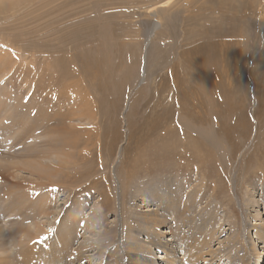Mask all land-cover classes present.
Returning a JSON list of instances; mask_svg holds the SVG:
<instances>
[{
  "label": "rangeland",
  "instance_id": "obj_1",
  "mask_svg": "<svg viewBox=\"0 0 264 264\" xmlns=\"http://www.w3.org/2000/svg\"><path fill=\"white\" fill-rule=\"evenodd\" d=\"M53 11L71 12L65 15L72 26L69 36L61 31L48 39L47 23L58 19ZM71 49L72 77L58 84L56 71L51 72L53 83L46 88L54 97L37 88L35 69L48 62L55 67ZM209 52L226 57L213 79L215 105L222 100L220 82L226 87L228 105L220 114L234 112L231 122L236 123L246 111L250 123L232 173L222 177L217 169L212 175L198 163V172L187 173L188 166L160 170L149 161L145 165L154 178L127 182L126 169L141 156L149 128L142 108L145 86L174 58L190 64ZM98 54L100 66L89 72L83 59L93 61ZM126 70L132 81L117 92ZM72 86L83 96L76 102L61 95ZM0 102V264H21L27 250L46 262L53 255L60 259L57 264H170L140 225L155 208L163 216L157 213L166 232L162 240L178 251L175 264H191L186 244L182 252L179 247L186 238L197 240L203 251L195 264H255L257 251L264 254V240L252 229L264 228V171L246 181L239 170L252 155L264 164V0H0ZM76 108L92 118L67 121L81 138L56 159L42 156L47 140L31 139L35 131L29 129L24 139L16 133L20 111L33 125L42 121L35 110L48 114L52 109L51 123L58 126L61 114ZM219 116L216 131L231 142L226 149L231 153L239 132L232 137L224 132ZM158 155L163 154L150 159ZM144 160L136 158L139 164ZM37 167L45 170L42 175ZM28 194L32 199L21 208L11 207L18 195ZM131 239L137 250L127 254ZM251 244H257L254 250Z\"/></svg>",
  "mask_w": 264,
  "mask_h": 264
},
{
  "label": "bare ground",
  "instance_id": "obj_2",
  "mask_svg": "<svg viewBox=\"0 0 264 264\" xmlns=\"http://www.w3.org/2000/svg\"><path fill=\"white\" fill-rule=\"evenodd\" d=\"M61 6L62 5H60L59 7ZM69 13L71 12L66 11L65 14H60V13L58 14L55 11H53L51 13V14H58V19H56V17L53 16L52 21L50 23H47V24H50V27L48 28L49 29L48 31L50 32L48 35V39H52L58 36L61 31L64 33L65 37L69 36L68 34L69 28L72 26L67 21V17L65 16V15H68ZM60 23H63V26L61 30H58L59 29L58 25ZM77 34L79 35V33ZM72 38H74V36ZM78 39H81V37ZM53 48L54 50H57L58 46L53 45ZM62 48L63 46H59V49H62ZM74 49L77 50L76 48ZM48 51H50V53L56 57V53L52 49L49 48ZM72 51H73L72 49L70 51H66L65 55L62 56L63 60L58 61L55 67L51 63L48 62L46 63L44 69L42 67L35 69V73L37 76L36 81L34 80V82H36L35 86H37V88H41L42 86L46 88L47 87L46 85H52L53 81H52L51 72H55V71H56V76L59 77V81L57 82L58 84H61L63 82L62 80L72 77L73 74L71 73V71L73 69H71V65H70L71 62L67 61L69 60V56H71L69 52H72ZM89 53H91L92 55V52H89ZM168 55L169 54H167V58H168ZM225 58H226L225 55H223V59H221L215 56L214 52H209L204 57L198 58V61H195L190 64L189 63L185 64L179 61L177 58L173 59L171 57L170 59H173V60L172 62L168 63L166 70L162 73L157 74L155 76L156 78L152 82L149 81L150 82L149 85L145 86L144 93H145L146 98H145V102L142 108H144V112L149 117V128L147 130V133L145 134L147 138L144 141L145 146L141 151V156H138V155L136 156V158H142L145 160L143 163L139 164L137 163L136 158H135L133 162L129 163L128 165L129 168L127 167L128 169H126V179L125 180L127 182H132V181L135 182L136 179L141 178V177L147 179V177L152 176V178H154L153 177L154 172L149 174L148 171H151V170H148V168H146V165H145V162L148 163L149 161L152 162L153 166L157 165L160 168V170L173 169L176 166L177 167L188 166L189 168L186 169L187 173L191 171L198 172L200 169H204V168H206V170L209 169L208 172H210L212 175L218 169L222 177L225 176L224 175L225 171L227 172L231 171L232 173V168H233L232 164L234 163L233 160L235 159V156L238 154L240 150L239 148L242 145H244L247 141V137H248L247 134L250 131V123H249L248 118L246 117V111H243V117L240 120L236 121V123L231 122L234 112L230 113L229 115L220 114V112L224 110V108H226L228 105L227 97L225 96L226 87L224 86L222 81L220 82V87L222 89L221 91L222 100L219 102L220 104L219 106L215 105L216 102L214 101V98H213L214 74L217 71L220 72L221 63L225 61ZM83 60L85 61L86 66L88 67V71L90 72L91 69L94 70L100 66L101 56L100 54H98L97 58L93 61L85 60V59ZM158 61L160 60H157V63ZM224 70L225 69H222L221 73H224ZM127 71L128 70L122 73V77H121L122 80L119 82V88L116 86L117 92L118 91L120 92L123 86L124 87L129 86L132 81V79L130 78L131 74H129ZM146 77L147 75H145V79ZM221 78L222 80H224L223 75L221 76ZM146 81L148 82V78ZM46 89H47V93H50L51 96L54 97V93L52 89L51 88L50 89L46 88ZM61 95L68 102H76L78 101V99L83 98V96L78 95L77 87L75 88L73 87L72 91L71 89L67 88V90L62 92ZM59 101H60V97H59ZM218 107L220 109L219 111L216 110ZM51 110L52 109H50L48 114L43 113V111L39 109L35 110L34 112L35 115L37 117H41L42 121L37 122V123L35 122V124L33 123V125L28 124L29 122H27L28 120H26V116H28V113H25L26 114L25 116V114L22 115L21 111L20 112L17 111L19 115L16 114L17 120H18V124H17L18 127H17L16 133L17 135H19L20 138L24 139L26 138L29 129H31L32 132L35 131L36 133L34 132L35 134L34 133L32 134L31 139H33L34 141H38L40 137H44V139L47 140L44 145V147H47V148H45L44 150H41L42 156L44 158L48 157V159L54 156L56 159L57 156L59 155L61 156L65 154L66 147L68 146L69 143L79 141L81 138L80 136L77 135L76 131L78 129L71 128V127L69 128L68 127L69 125H67V123L70 121H75V120L78 121L82 119V117L88 118L91 120L92 117L90 116V114L88 116L85 115V113L83 114V111H84L83 108L72 109V112L68 114H61V118L58 121H56L58 123V126H57L55 123L53 124L51 123L52 122L51 120H53L54 118L53 114L51 113L52 112ZM59 112L61 111L59 110ZM76 115H78L79 117H77ZM218 116L221 117V119L223 120V122L221 123H223L222 128L224 132L229 133L230 136L233 131L239 132L238 137H235L232 134L234 137V140L237 139L238 142H235L231 146V149H232L231 153H227L226 151V149L229 148L228 144H230L231 142L228 143V141L224 140V137H221V134L216 131L217 127L215 126H216V121L218 120ZM38 131H40L41 133H37ZM224 141H227V144ZM152 153L153 154L162 153L163 155H158L155 159L151 160L150 157L153 155ZM185 154H190V155H185ZM158 157H163L164 160L162 161ZM245 160H247L248 162L247 166L244 168L243 164H241L242 167L239 169L240 172L242 171L241 175H244L243 177L244 180L248 181L250 178H255L258 176V171H264V164H258V155L248 156L243 159V161ZM262 160L264 161V158H262ZM195 163H198V165L200 166V169ZM173 164L175 166H173ZM39 170L40 168L36 169V172L38 173V175H42L44 173L42 170L44 169H42L41 171ZM204 174L205 172H203V175ZM141 184H142V181H141ZM136 188H137V185L135 186L134 189ZM159 188L160 190L158 193L160 194L163 193V189L161 187ZM3 199L6 200L7 198H3ZM28 199L29 200L32 199L29 194L24 197H22V195H18L15 199L11 201L10 203L11 207L13 205L14 208L16 206L21 208L23 206V201L28 200ZM7 200H10V199H7ZM159 207L161 208L162 206L160 205ZM171 207L174 208L175 207L174 204ZM155 209L153 210L156 211V213H151L152 211L151 209L147 211L148 212L147 217L144 218L145 219L144 221L140 220L141 221L140 225L143 228H145L148 234V237L153 236V240L150 239V243L157 242L159 247H161L164 250V253L167 256L166 261L170 264H175L176 261L178 260V251L176 250V247H174L169 242V240H167L166 242L162 240L166 232L160 230L159 228L160 223H158V221L160 217L159 215H161V213L158 208L156 210ZM157 213H160V214L157 215ZM161 217L163 216L161 215ZM252 229L255 230V235L257 239L258 240L260 239L263 241L264 240V228L257 226ZM131 231L132 230L130 229V232ZM130 232H128V234ZM128 237H131V236L128 235ZM57 244H59V242H57ZM133 244H137L135 245L136 247L138 246V243L136 242V240L131 239L130 245L127 248V254H132L135 252L134 250L136 249V247H134ZM184 244H186L185 250L187 251L189 250L187 252V257L189 254L188 260L191 262V264H195L199 255L202 254L201 252H203V251L200 252L201 247H198V241L197 240L193 241L190 238H186L185 243L182 242V247L179 246L181 248V252L183 251L185 247L183 246ZM139 245H142V244H139ZM256 246L257 244H251V247H253L252 250H254ZM51 250L53 251V249ZM36 253H33L31 250L25 251V253L22 254L20 258V263L21 264H33L32 262L33 260L31 258L35 260L34 257L38 258L37 262L34 264H45L48 262L49 263L54 262V264H57V262L60 261V259L54 258L53 255H50L51 258L48 262L43 261V259H42L43 261L42 262L40 260V256ZM262 254H263L262 250L257 251L256 253L257 259L254 262L255 264H259L261 262ZM156 263L157 262H155V264ZM146 264H153V262L150 263V261H148V263Z\"/></svg>",
  "mask_w": 264,
  "mask_h": 264
}]
</instances>
